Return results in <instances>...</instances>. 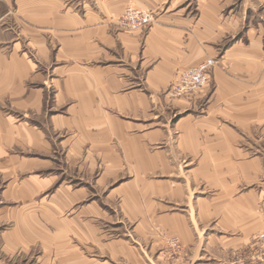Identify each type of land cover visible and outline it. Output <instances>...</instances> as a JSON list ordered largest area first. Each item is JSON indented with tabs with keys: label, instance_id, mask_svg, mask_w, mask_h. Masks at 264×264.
I'll use <instances>...</instances> for the list:
<instances>
[{
	"label": "crops",
	"instance_id": "0c3cea01",
	"mask_svg": "<svg viewBox=\"0 0 264 264\" xmlns=\"http://www.w3.org/2000/svg\"><path fill=\"white\" fill-rule=\"evenodd\" d=\"M202 1L128 33L130 2L166 0H0V264H160V233L186 264H264V40ZM220 53L211 88L171 96Z\"/></svg>",
	"mask_w": 264,
	"mask_h": 264
},
{
	"label": "rangeland",
	"instance_id": "374dc122",
	"mask_svg": "<svg viewBox=\"0 0 264 264\" xmlns=\"http://www.w3.org/2000/svg\"><path fill=\"white\" fill-rule=\"evenodd\" d=\"M202 1V0H200ZM206 0H203V4H208V1L204 3ZM227 0H224L226 2ZM199 0H166V3H163L159 5L154 10H151V12L154 14L155 21L157 19V16L161 13L166 12L167 10H173V11H182L186 14H190L193 17L198 18L200 15V9L198 5ZM201 4V5H203ZM136 4L134 2H130L128 7H132L134 9L140 10L135 7ZM126 7V9L128 8ZM125 9V10H126ZM124 10V12H125ZM148 11V10H146ZM123 12V14H124ZM122 14V15H123ZM222 14L225 17H232L236 15L240 16V25L239 29L237 30V26L235 25L234 29L235 31H239V34H235V38L241 41V43L247 44V37L250 36L251 38L258 37L264 40V4L261 5V3H255L254 0H229L227 4L224 6V9L222 11ZM121 15V17H122ZM246 16V18H245ZM120 17V18H121ZM236 20V19H234ZM250 34V35H248ZM233 35L230 34V36L227 37L225 40L224 46L229 47L233 42L232 40ZM264 44V42H262ZM208 59H214L217 63L216 67H221V62L225 61L222 58L221 53L217 55V57H211ZM215 67V68H216ZM225 72L227 70H224ZM213 80V79H212ZM213 82L211 81L210 88L212 86ZM208 87V88H209ZM258 145L259 150L261 154L264 156V138H260L258 136ZM100 199L103 197L100 194L98 195ZM120 226L114 225L112 229L119 230ZM120 232V231H118ZM160 242L158 249H156L153 252V255H150V259L148 260L150 263L152 261H159L161 259L160 264H186L188 262V248H186L179 237L177 236H166L163 233H160L158 235V239H156ZM132 244L137 245L135 242H133V239L130 240ZM145 247V252L151 251L152 247V241L149 243L148 246ZM210 251V250H209ZM215 252V251H214ZM216 253V252H215ZM215 255V254H214ZM207 257V256H206ZM152 260V261H151ZM4 261V262H3ZM232 261V260H230ZM35 259H32L31 262H28V260L23 261L21 263L20 260H17V262H14L15 264H35ZM218 264L216 260L213 259H207L204 258L197 260L196 262H192V264ZM2 264H13L8 262L6 259H2ZM231 264V262H230Z\"/></svg>",
	"mask_w": 264,
	"mask_h": 264
},
{
	"label": "built area",
	"instance_id": "2783aa9c",
	"mask_svg": "<svg viewBox=\"0 0 264 264\" xmlns=\"http://www.w3.org/2000/svg\"><path fill=\"white\" fill-rule=\"evenodd\" d=\"M154 23L155 18L151 11L128 7L118 25L122 31L133 33L147 31ZM216 65L214 59H207L198 66L180 71L170 86L171 96L176 99H191L197 96L210 86ZM259 240L264 243V231L259 234Z\"/></svg>",
	"mask_w": 264,
	"mask_h": 264
}]
</instances>
